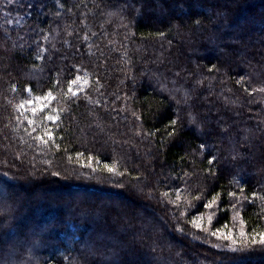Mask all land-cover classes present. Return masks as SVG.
<instances>
[{"label":"trees","instance_id":"trees-1","mask_svg":"<svg viewBox=\"0 0 264 264\" xmlns=\"http://www.w3.org/2000/svg\"><path fill=\"white\" fill-rule=\"evenodd\" d=\"M261 89L264 0H0V264H264Z\"/></svg>","mask_w":264,"mask_h":264},{"label":"snow or ice","instance_id":"snow-or-ice-1","mask_svg":"<svg viewBox=\"0 0 264 264\" xmlns=\"http://www.w3.org/2000/svg\"><path fill=\"white\" fill-rule=\"evenodd\" d=\"M8 2L11 3L12 0H8ZM9 23H11V21H9ZM80 79H81V77L77 76L76 79L71 80L69 83H70V85H76L77 82ZM85 83H87V81H85ZM68 91H69V93H71L72 96H76L77 95L76 92H73L72 91L71 87H69V90ZM261 91H264V89H261ZM47 95L50 97L51 94L48 93ZM37 99H40V98L37 97ZM27 103L31 104L32 101L29 100V101H27ZM19 107L23 108L24 107V104H21ZM37 111L38 110L36 108H33L32 109L33 114H35ZM45 119L46 120H49V121H55L57 119V117L56 116H53V115H48V116L45 117ZM176 123H177V121H175V120L170 121V124L173 125V126ZM28 124L29 125H32L33 124V121L32 120H28ZM35 130L36 129H33V131H35ZM169 135H173V133H169ZM45 136H47L48 139H45L44 138ZM51 138H52V132L51 131L45 132L44 136L37 135L35 137L36 140H38V141H40L42 143H45V144H47L48 141L51 140ZM89 159H91V157H89ZM209 163L211 164L212 161L210 160ZM105 168H107V170H108L109 173L115 174L114 169L111 168V167H108L107 164H105ZM93 171H96V169H93ZM165 195H167V193H165ZM228 195L229 196H235V193H229ZM253 195L255 196V193H253ZM215 203H216V200H215V198H213L212 201L207 202V203H204L203 207L205 209H213V205ZM217 215H218V213H216V212H210L208 214V220H209V222H212ZM237 215H239V213H237ZM195 227L198 228V229L201 227V225H200V223L198 221L195 223ZM178 230H182V229H178ZM203 231L206 234H210L211 236L217 237L218 239H222V240H226V241H231V243L228 245L229 247H234L237 244V240L233 238V236L231 235V231H229V233H227V234L224 233L223 231H221L220 229H217L216 231L209 232V230L207 228H205V229H203ZM242 235H243V233H242ZM256 242H257L256 237H252L251 238V243H256ZM259 243L264 244V233H261L260 234V236H259Z\"/></svg>","mask_w":264,"mask_h":264},{"label":"rangeland","instance_id":"rangeland-1","mask_svg":"<svg viewBox=\"0 0 264 264\" xmlns=\"http://www.w3.org/2000/svg\"><path fill=\"white\" fill-rule=\"evenodd\" d=\"M79 84H81V83H77V85H79ZM75 89H76V85H75V88L73 89V91ZM37 97L38 96H35V95H29V98L27 99V101L31 100L32 103L29 104V103H27V101L22 103V104H24V107L23 108L20 107V109H21V112L23 114L24 113L33 114V112H32L33 108H36L38 110L35 113V114H37L38 112L45 110L49 107V103L51 101V96L49 97L48 95H46L44 97H39L40 99H37ZM49 112H51V111H49ZM48 115H52V112L49 113ZM46 121H49V120H46Z\"/></svg>","mask_w":264,"mask_h":264}]
</instances>
